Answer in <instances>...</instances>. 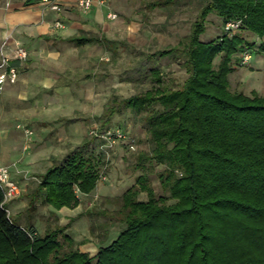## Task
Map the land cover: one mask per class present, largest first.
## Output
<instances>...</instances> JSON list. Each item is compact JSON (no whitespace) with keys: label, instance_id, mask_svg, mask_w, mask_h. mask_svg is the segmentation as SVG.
Wrapping results in <instances>:
<instances>
[{"label":"trees","instance_id":"obj_1","mask_svg":"<svg viewBox=\"0 0 264 264\" xmlns=\"http://www.w3.org/2000/svg\"><path fill=\"white\" fill-rule=\"evenodd\" d=\"M172 3L156 0L147 7ZM209 14L224 23L240 20L241 28L258 38L256 53L264 55V0H202L190 32L157 53L182 61L188 74L182 86L170 89L153 69L152 89L115 99L102 114L110 120L129 111L147 122L155 146L138 160L165 166L159 179L169 196L156 197L144 165L138 164L144 173L117 200L115 214L124 229L89 257L65 226H48L40 234L32 225L13 221L0 187V264H264V97L230 91L231 60L250 53L244 48L249 43L241 34L224 32L215 41H201ZM66 41L82 46L104 39L81 33ZM220 54L224 57L216 69L213 62ZM106 144L100 140V147ZM38 179L31 207L42 201L55 210L74 208L81 203L79 195L95 190L99 163L79 150ZM143 192L146 201L139 199ZM169 199L175 202L168 204Z\"/></svg>","mask_w":264,"mask_h":264},{"label":"rangeland","instance_id":"obj_2","mask_svg":"<svg viewBox=\"0 0 264 264\" xmlns=\"http://www.w3.org/2000/svg\"><path fill=\"white\" fill-rule=\"evenodd\" d=\"M99 1L103 22L96 29L104 32V46L87 45L81 56L65 50L58 65L47 64L53 69V77L57 78L56 74L60 72L59 82H70L72 86L56 91L38 86L33 88L31 84L38 85L39 80L29 75L20 93L22 98L16 95L3 99V95L0 96V165L9 169L12 180L20 189V195L6 203L7 213L17 224L30 227L36 221L29 198L38 185V175L79 150L98 160L99 189L87 197L79 195L81 215L72 222V236H75L77 246L88 242L106 245L124 229V223L115 214L120 208L117 200L137 184V179L144 173L143 167L156 197L169 196L159 179L165 166L148 163L146 158L138 160L140 153L151 154L155 146L147 122L137 121L138 118L129 111L116 113L110 120L103 118L102 114L115 99L129 98L152 89L155 85L153 69L161 73L170 89L182 86L188 76L182 61L177 56L158 57L157 53L178 45L190 32L202 6V0H173L168 7L149 10L147 3L156 0ZM109 14H115L116 18L111 19ZM227 22L209 14L201 41L208 43L222 36ZM236 33L249 43V47H244L245 51L256 53L258 45L254 42L258 38L243 28ZM238 54L231 60V66ZM243 55L242 64L228 75V87L230 91L238 92L240 82L245 79L248 89L253 88V92L258 91L264 97V63H249L250 58L245 62ZM223 57L220 54L214 59L216 69ZM48 67L45 64L41 68L46 72ZM69 90L75 94L73 99H69ZM94 128L98 133L122 129L129 140L136 142L135 150L129 149L126 142L94 137L90 134ZM100 140L107 142L106 147H100ZM138 164L144 166L141 168ZM139 199L146 201L147 193H141ZM174 202L169 199L167 203ZM43 206L37 226L40 234L46 231V218L48 226L58 224L54 215L47 217ZM29 207L32 210L27 213Z\"/></svg>","mask_w":264,"mask_h":264},{"label":"crops","instance_id":"obj_3","mask_svg":"<svg viewBox=\"0 0 264 264\" xmlns=\"http://www.w3.org/2000/svg\"><path fill=\"white\" fill-rule=\"evenodd\" d=\"M59 2L62 6V12L56 14L53 11L45 9L44 5L39 0H0V46L6 42L8 50H11L15 44H20L29 52V58L26 61H15V65L19 72V78L16 82H8L5 85L2 93L3 99H10L11 96L16 95H19V98H22L20 93L23 92L24 84L26 80H28L29 75L33 79L38 78L39 80L38 85L36 83L31 84L33 88L38 86L54 91L60 88H69L72 84L70 82L60 83L57 78L62 74L59 72L56 74L57 78L53 77V69L49 68L47 64L58 65L61 61L60 57L65 50L71 53L77 52L81 56L87 45L96 44L98 46H104V41L102 44L91 43L82 46H77L66 41L67 38L81 33L105 39L104 32H100L99 30L97 32L96 29L103 22V11L102 8L99 7V0H93V6L89 13H83L77 7L75 0H59ZM56 20H61L64 24V28H54V22ZM242 55V53H239L236 56V59H234L232 66L233 73L236 71V68H238V64H242ZM249 63H256L259 65L264 63V55L252 53ZM45 64L46 67H48V71L46 72L41 68ZM36 71H40V73L35 74ZM41 71L43 72L41 73ZM56 71L59 70L57 69ZM244 80L240 82L237 91L243 92L246 95H251L253 88L248 89ZM66 93L67 92H65V94ZM69 93V99H73V97H75L74 92L69 90ZM1 133L2 130H0V134ZM2 145L4 147V142ZM97 189H99V182L95 191ZM83 196L87 197L88 195ZM41 205H44L43 207L47 210V217H49L50 212L55 213L58 220L57 223L60 226H65L67 228L66 233L74 239L75 236H72L74 230L72 222L81 215L79 208L82 203L74 208L63 207L60 210H55L51 205L39 201L33 210L29 207V210L27 209L26 211L28 213V211L32 210L35 214L34 218L36 221H34L32 226L37 230L39 223L38 217L39 214L42 213ZM9 206L11 205L9 204ZM14 209L15 208L13 207L12 211L15 213ZM18 213H20V211ZM45 221L46 229L49 220L46 218ZM21 226L24 227L26 225ZM101 246L104 245H98L94 242H88L86 244L79 243L78 249L80 252L89 255V257H94Z\"/></svg>","mask_w":264,"mask_h":264},{"label":"built area","instance_id":"obj_4","mask_svg":"<svg viewBox=\"0 0 264 264\" xmlns=\"http://www.w3.org/2000/svg\"><path fill=\"white\" fill-rule=\"evenodd\" d=\"M45 7V9L60 14L62 12V6L59 0H39ZM77 7L83 13H89L93 6V0H75ZM111 19H115V14H109ZM54 28L62 29L64 24L61 20H56L54 22ZM241 28L240 20H232L225 24L224 34L227 36H233L238 29ZM29 58L28 50L20 44H15V46L8 50V45L4 42L0 46V96L2 95L5 85L8 82H13L18 77V68L13 64L14 61L24 62ZM250 54L243 56V61H248ZM94 137H101L106 141L112 140L126 142V145L131 150H135V143L133 140H129L126 134L120 129L108 130L102 135L98 134L97 130L94 128L90 132ZM106 147V146H105ZM0 187L4 191L5 199L4 201L8 203L13 198L20 195V189L17 184L12 180L10 176L9 169L6 166L0 165Z\"/></svg>","mask_w":264,"mask_h":264}]
</instances>
